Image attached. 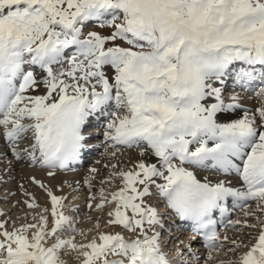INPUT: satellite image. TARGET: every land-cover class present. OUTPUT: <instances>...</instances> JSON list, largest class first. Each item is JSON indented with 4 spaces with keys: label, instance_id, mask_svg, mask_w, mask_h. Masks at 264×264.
Returning a JSON list of instances; mask_svg holds the SVG:
<instances>
[{
    "label": "snow or ice",
    "instance_id": "obj_1",
    "mask_svg": "<svg viewBox=\"0 0 264 264\" xmlns=\"http://www.w3.org/2000/svg\"><path fill=\"white\" fill-rule=\"evenodd\" d=\"M92 23L110 34L85 32ZM229 76L241 86L264 84V0H0V137L13 155L54 176L89 152L87 128L101 115L111 156L123 148L139 149L141 157L127 170L111 165L101 183L118 178L122 186L110 198L101 188L96 205L114 203L107 224L135 238H64L79 231L62 211L66 198L34 179L50 198L52 220L41 213L37 223L11 231L0 221V264H64L67 251L81 264H169L155 230L163 227L160 216L146 200L153 186L203 235L208 260L228 240L213 213H226L231 198L257 223L228 224L260 231L251 246L233 240L229 251L247 249L238 264H264V103L218 122V114L242 107L238 95L225 103L214 86ZM257 95L264 99V87ZM209 169L225 179L197 177L195 170ZM233 174L240 187L227 179ZM26 203L40 207L34 198Z\"/></svg>",
    "mask_w": 264,
    "mask_h": 264
},
{
    "label": "bare ground",
    "instance_id": "obj_2",
    "mask_svg": "<svg viewBox=\"0 0 264 264\" xmlns=\"http://www.w3.org/2000/svg\"><path fill=\"white\" fill-rule=\"evenodd\" d=\"M257 82H259V81L251 82L247 86H241L240 84L236 83L234 76H229L225 79V82L222 86L219 84V82L215 83L214 86L222 88V93H221L222 95L224 93H227L226 96H222L225 100V103H230L231 102L230 97H232L233 95H238L239 96V103L242 105V107L240 109H236V110L230 111L228 113L218 114V122L226 123V122H230L232 119L240 118V116L243 115L244 110L254 111L256 108L260 107L262 103H264V99H262L261 97H259L257 95V92H259V89L261 87H264V84L259 83L258 85H256ZM253 89H254V91L255 90H258V91L254 94ZM210 102H214V101H210ZM106 122H107L106 116L98 115V116L91 118L89 125L94 126V127H90L89 132H91L93 135L95 134L93 136V138L90 139V141H89V143L92 145L91 149L82 159L71 163L67 168H65V169L57 168V169L53 170L55 172L54 176L48 175L49 169L41 168L39 165H32L30 160L28 159V157L24 154H22L21 159H17L16 156L13 155L12 149L8 146V142L5 139H3L2 137H0V183H5L6 181H9V180H12L14 182L19 183V185H17L15 187L14 191H12L10 193V195H13V197L15 196L16 198L19 199V201L21 202L20 203L21 207L23 209L28 208L26 200H25L27 197H29V198L31 197L30 198L31 200H33V198H34L36 204L40 205L39 203H42L45 207L46 206L49 207V205L51 203L50 198L48 197L47 192L45 191L44 188L39 187V190L37 189L38 191L36 194H31V193H28V195L25 194V193H27V191H29L30 187H32L30 184L31 182H33V184L36 186L39 185V184L34 182V179L42 182L48 189H50L53 192H54V189L57 188V190L59 189V195H63V197L66 198L64 200V202L67 201L68 208L73 211V212H69V214H67V216L74 213L76 211V206L78 208V205H80V204H78L79 202L75 203V201L77 199L81 200L82 198L86 197V199H88V200L90 199L92 202L94 199H91V197H94V196L97 197V194H100L101 188H103L105 190V193L107 195H109V198H110V194L112 192L118 191L119 188L122 186L120 183V180L118 178L115 179L114 183H103V184L101 183V181L106 180L109 177V175L112 171L111 165L113 163H116L119 165L120 168L127 170L128 168H131L135 162H137L139 159H141V157L139 156V149H130L129 150V149L121 148V151L117 153V157L113 158L111 156L112 149H110L108 147V145L106 144V142L104 140V135H103ZM108 143H110V142H108ZM96 151L99 154V157L94 159V158H92V155ZM87 157H91V158H89V159H91L90 162H88L89 160L85 159ZM145 159L151 160L154 158H145ZM106 165H107V167H106ZM93 167H95L97 169V172L95 174L91 173V171H90ZM195 171H196L197 177L201 180H203V178L205 176H207L209 178V180H211L212 182H216L217 180H220V179H225L223 174L217 173L215 170L209 169V170H195ZM76 174H79V176L77 178H75ZM93 175L95 176V179L90 180V183L92 185L91 190H90L88 184L85 183V180L89 179ZM227 179L231 181V186H234V187H240L241 186L242 182L239 180L238 177L235 176V174L227 177ZM33 192H35V191H33ZM32 195L34 197H32ZM55 195H56V193H55ZM95 199H97V198H95ZM2 202H4V201H2ZM27 202H29V201H27ZM99 202H100V198H99V201L96 202V204H94V203L91 204L92 210H91L90 214H87L88 218L89 217H91V219H94V217L97 218V216H99L98 213L103 211V209H101V210L95 209L96 205ZM74 203H75V205H73ZM249 204H250V207L247 210L253 211L256 208L255 202H249ZM1 206L4 207V209L6 207V205L3 206V204ZM227 207H228V209L230 208L228 210L230 212V214L231 213L234 214V210L232 209V208H234V204H233L231 198H229V201L227 203ZM114 208H115V204H114ZM155 208L157 209V212L160 216L161 221H162V216H163V214L161 215V213H163V212L166 213L167 211H170V212L172 211L170 208L167 207L166 201H159V203L157 202ZM10 210H12V209H10ZM95 210H96V212H95ZM79 212L81 213V211H79V210L76 213H79ZM235 213H236L235 220H240L241 222H244L245 220H247V222L249 224H256L257 223L255 217H245L244 211L242 209L237 210ZM69 217H71V216H69ZM261 218L264 219V217H261ZM173 220L177 223L183 222L182 219L179 216H177L175 213H174V219ZM82 222L83 221H81V220L79 221V223H82ZM85 224H86L85 228L82 231H83V233L87 234V231H85V230L89 227V224H87V223H85ZM185 225H187V222L185 223ZM8 226L10 227L11 224L9 225V223L7 222L6 227H8ZM166 226L169 228V225H166ZM9 227H8V229H9ZM240 229L241 228H239V226L237 227V229H233L231 227V225H229L227 227V229L222 231V233L220 234V237L222 239L225 236L228 237V240L225 241L224 248L218 249V250L213 251V252H217V253L218 252H225L226 250L233 248L234 245H232V243H231V241H233V240L229 236V233L232 234L235 232H239ZM244 229L247 230L246 233H249V235L247 236L248 238L250 237V235H253V234H256L258 236L259 231H260L259 225H257L256 228L245 227V228H243V230ZM113 230H114L113 226H111V227L108 226L106 228V232H108V233H110V232L112 233ZM155 230L158 231L159 226H157ZM188 231H191V229H188ZM96 232H97V230L95 229L93 236H94V238L98 239V235L97 236L95 235ZM161 232H163L162 236H165L166 232H164L163 228H161ZM133 237H135V234L131 235V238H133ZM172 237H170L167 244H169L172 241ZM188 237H189V239L187 240V242H185V247L179 249L178 244H176V245H174L175 250H173V248H172L171 252H168V251L164 252L163 251V253L165 254L166 258L169 261V264H178L181 260L184 261L185 259H183L182 255H180V254H183V251H181V250L182 249L188 250L187 248L191 247L192 245H194L193 249L196 248L197 250H202V249L208 250L207 248H203L202 245L198 242V240H196V239L194 240L193 237H190V236H188ZM235 241H237V243L247 244L249 246H251V244L255 242V240H253V241L250 240V241L244 242V241L238 240V239H235ZM162 242H163V240H159L160 245L163 244ZM191 253L192 252H189L190 256H191ZM229 253H232V251H229ZM232 257H233V254L231 257L222 256L221 259L224 260L223 264L228 263L226 261H228L229 259H232ZM185 258H186V256H185ZM61 259H62V257H61ZM64 264H81V258H76L73 261L68 262V263L66 261H64Z\"/></svg>",
    "mask_w": 264,
    "mask_h": 264
},
{
    "label": "rangeland",
    "instance_id": "obj_3",
    "mask_svg": "<svg viewBox=\"0 0 264 264\" xmlns=\"http://www.w3.org/2000/svg\"><path fill=\"white\" fill-rule=\"evenodd\" d=\"M87 31H97L102 35H109L111 32V29L106 28V27H101L98 23H92V24H89V26L85 29V32H87ZM36 71L39 72V69L37 68ZM259 83L260 82H257L256 85H258ZM254 89H253V93L255 94L258 90L254 91ZM226 95H227V93H224V96H226ZM90 127H94V126L89 125L87 128L88 132L90 131L89 130ZM96 153H97V151L94 152V154L92 155V158L95 159V158L99 157V154L98 153L96 154ZM89 158H91V157H87L85 159L89 160L88 162H90L91 159H89ZM78 176H79V174H76L75 178H77ZM157 182L161 183L162 181L158 180ZM30 184L32 187H30L29 191H27V194L28 193L36 194L37 191L39 190L40 186L34 185L33 182H31ZM17 185H19V183L14 182L12 180L6 181L5 183H0V203H1L0 204V213H3V215H0L1 216L0 221H7L9 223V225L11 224L10 227L8 226L9 229H8V227H7V229L9 231H11L14 227L18 228L21 225L26 224V223H37L38 217L41 213H43L44 215H47L49 217L50 222H51V220H52L51 203H50L49 207L48 206L45 207L42 203H39L40 204L39 208L32 209V208L28 207V208L23 209L21 207V204H20L21 202L19 201V199L16 198L15 196L13 197V195H10V193L12 191H14V189ZM33 191H35V192H33ZM152 191H153L154 195L152 197L146 198V200L149 204H151L153 207H155L157 202L159 203V201H165L162 197H159L158 194H156V189L154 186L152 188ZM53 193L54 194L56 193L57 196L63 197V195H59V189L57 190V188L54 189ZM99 196H100V194H97V197L94 196L97 199H94L92 202L90 199L89 200L86 199V197L82 198L81 200L77 199L78 200V201L76 200L77 202L75 201V203L79 202L78 204H80V205H78V208L76 206V211L74 213L70 214L69 216H71V218L73 219V222L75 223V225L79 231L77 233L65 234V236H64L65 238L66 237L69 238L70 235L71 236L74 235L76 237L77 243H87L88 241H90L91 239L94 238L93 233H94L95 229L97 230V232L95 234L96 236L100 232L108 233V232H106V228L109 226L107 224V221H108V219H110V217L108 216V212L112 211L114 209L113 203L105 205V207L103 208V211L98 213L99 216H97V218L94 217V219H91V217L88 218V215H87V214H90V212L92 210L91 207H89V204H93V203L96 204V202L99 201V198H100ZM32 197H34V196L32 195ZM30 198L27 197L25 199L26 202L27 201L31 202L32 200ZM2 201H4V202H2ZM75 203L73 205H75ZM2 204H3V206L6 205L5 209H4V207L1 206ZM64 205L65 206L62 209V211H64L65 215L69 214V212H73L72 210H70L68 208L67 201L64 202ZM44 208L48 209L47 213L43 212ZM10 209H12V210H10ZM95 209H96V207H95ZM78 210L81 211V213L80 212L76 213V212H78ZM96 210H95V212H96ZM257 215H260V214L257 213ZM34 217H36V219H34ZM162 217H163L162 221L164 222V227H165V225H168V224L171 226L170 228L165 227L166 230L168 231L172 228H174V229H172V232H171V237L173 236L172 241L167 245L162 244L161 245V251L162 252L163 251L164 252L165 251L171 252L172 248H173V250H175L174 245H176V244H178L179 249L185 247V242H187V240L189 239V237L187 235L189 233V231H188L189 227L180 226L175 221H173V219H174L173 211H171V212L167 211L166 214ZM164 217L167 220H164ZM80 220L83 222L79 223ZM231 220L234 221L235 216H231ZM173 222H175L177 227L174 226ZM85 223L89 224V227L85 230V231H87V234L80 235L79 233L83 232L82 230H84V228H85V225H86ZM97 223H99V228L96 227ZM6 226H7V224H6ZM113 227H114V230L112 231V233L110 232L109 234H115V233L119 232L122 235H124L126 238H131L132 233H127L121 226L115 225ZM246 232H247L246 229H244V230L240 229L239 232H235L232 234L229 233V236L231 237L232 240L238 239V240H242L244 242H247L250 240L253 241L254 238L257 236L256 234H253V235H250V237L248 238L247 236L249 235V233H246ZM149 235H151V230H149ZM133 238H135V237H133ZM193 247H194V245H192L191 247H188L187 248L188 250H184V249L181 250V251H183V254H180V255H182L183 259H185L184 260L185 262L183 264H218V263L223 264L224 260H222L221 257L222 256L231 257L232 254H233L232 259H229L228 261H226V262H228L226 264H238L239 256L242 255L243 252L247 250L246 248H241L239 250L232 251V253H229V250H226L225 252H218V253L212 252L213 259L208 260V255H207L208 250H204V249L197 250L196 248L193 249ZM189 252H192L191 256H190ZM185 256H186V258H185ZM61 257L63 259L62 261H66L68 263V262H71L74 259L78 258V254L75 252H72V251H67V252L62 253Z\"/></svg>",
    "mask_w": 264,
    "mask_h": 264
}]
</instances>
